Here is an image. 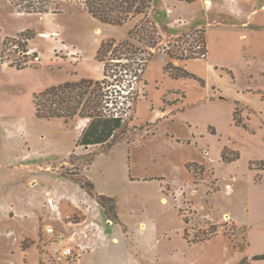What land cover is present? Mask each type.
<instances>
[{"label":"rangeland","instance_id":"1","mask_svg":"<svg viewBox=\"0 0 264 264\" xmlns=\"http://www.w3.org/2000/svg\"><path fill=\"white\" fill-rule=\"evenodd\" d=\"M17 1L0 0V55L6 36L31 30L34 36L28 47L33 59L21 69L5 65L12 60L23 63L24 59L20 47L9 42L3 52L7 60L0 64V264H76L80 257L85 264L221 262L220 238L188 246L184 231L190 238L196 233L203 240L211 233H224L230 241L242 243L244 227L234 225L228 216L243 213L245 187L239 184L240 172L247 164L248 168L256 169L254 162L264 157V101L258 93L259 86L264 87V60L255 58L247 66L237 57L222 56L218 50L219 33L230 32L232 15L216 16L217 11L181 5L173 9V14L164 16L158 8L161 1L153 0L155 11L151 18L160 40L150 45L146 40H137V35L131 39L138 47V56L148 60L141 77L145 83L138 80L133 84V95L138 94V98L127 112L123 137L104 149L101 145L76 146L81 128L76 126L75 118L64 121L37 117L33 94L68 80L94 79L100 74L96 60L100 43L109 38L126 39L137 18L122 25L103 23L83 8L74 7L73 0H60L59 12L28 13L16 6ZM263 2L242 1V8L252 16L251 23L264 18ZM179 17L187 21L186 25L175 24L184 23ZM208 20L215 23L211 28ZM202 27L209 31L210 40V57L205 60L219 64L220 73L232 70L235 79L225 76L222 82L227 90L213 86L212 91L206 90L199 97L190 94L191 88L198 93L199 85L183 79L184 84L178 83L165 92L161 108L166 111L161 121H151L152 115L147 110L151 108V97L154 104L159 102V90L149 94L152 85L156 88L164 85L158 79L162 64L170 61L185 67V60L169 56L166 50L174 53L183 50L188 53L187 48L200 50L201 43L197 42L200 32L178 37L184 30ZM193 61L190 68L199 75L210 64ZM248 71L254 74L247 78ZM205 83L210 82L205 79ZM146 84L152 85L148 89ZM215 96L225 99L224 103L210 105L202 100ZM198 100L202 103L195 102ZM236 108V119L247 128L235 125ZM208 120L218 123L216 127L209 125L211 134L203 140L197 137L193 141L190 136L183 141L192 142V149L196 147L195 155L200 158L190 165L195 171L192 176L185 171L183 184L181 176L175 173L178 153L165 136L166 132L168 137L172 134L166 131L167 126L180 130L195 123L198 132H202ZM151 132L156 133L147 136ZM199 142L201 146L197 145ZM221 150L227 158L240 153V158L228 166L233 167L230 169L233 173L224 174L229 169L220 160ZM77 176L91 181L95 195L113 198L116 218L113 212L106 214L71 179ZM71 197L77 199L72 202ZM81 216H98L88 222H93L91 226L97 224L93 245L74 256L58 254L63 245L71 242L69 238ZM202 216L223 219L213 224L205 222L207 218ZM46 226L54 230L47 236L43 235ZM55 234L63 238L51 243Z\"/></svg>","mask_w":264,"mask_h":264},{"label":"trees","instance_id":"2","mask_svg":"<svg viewBox=\"0 0 264 264\" xmlns=\"http://www.w3.org/2000/svg\"><path fill=\"white\" fill-rule=\"evenodd\" d=\"M15 1V0H12ZM60 0H18L16 6L22 8L21 10L28 13H46L59 12ZM153 0H73L74 7H81L84 11L90 14L93 18L113 25H122L127 20L136 17L137 23L128 32V36L123 40L106 39L100 43L96 53V59L103 62L104 76L101 79H92L82 77L78 80H68L57 85L49 86L37 93L33 94V105L35 115L39 118H63L65 121L74 119L75 117L87 118L88 121L83 127L77 141L76 146H90L101 145L104 149L111 148L116 142L123 137L125 128L127 127L125 112L132 109L134 101L138 98V94L130 91L125 97L129 101V105H121L120 100L117 99L121 94L118 91L115 98H109V86L118 82L121 83L126 79L136 77V82L141 81L142 74L145 70L147 59L138 56V47L131 41L133 36L137 35V40H146L150 45H155L160 36L157 31L156 23L150 17V12L153 10ZM191 2L193 0H186ZM199 34L198 43H201L200 50H191L185 53H174L169 49L166 50L169 56L180 60H188L194 58H206L208 54L207 35L204 27L190 28L184 30L180 37L191 36ZM34 36L31 30H24L18 32L15 36H6L2 40V53L0 55V64L7 59L4 58L3 52L9 42H14L20 47L24 54L23 63L9 61L10 67L21 69L26 67L28 61L33 58L29 56L28 41ZM186 50V51H187ZM36 57V54H33ZM139 57L138 61L136 60ZM122 60V61H120ZM163 70L173 79L190 78L197 80L201 86L205 84V80L197 74L188 70L184 66L166 62L163 65ZM232 75L231 70H227ZM233 78V76H232ZM112 79V80H111ZM144 82V80H142ZM145 83V82H144ZM261 98L264 100V91L258 90ZM132 97V98H131ZM124 102H126L124 100ZM109 103H112L110 106ZM238 109H235L234 119L237 125L247 128L236 119ZM239 154L236 153L231 158L225 157L221 151V159L225 162H231L238 159ZM193 162L185 164L186 168L192 173L195 172L190 166ZM256 169H264V159L254 162ZM195 164V163H193ZM78 183L80 187L84 188L89 196L104 208L105 213H114L115 205L113 198L102 194H94L93 184L85 176H77L71 178ZM109 203V205H106ZM114 218L116 214L114 213ZM187 222V218H185ZM205 232V231H204ZM203 232V233H204ZM211 232V231H210ZM211 233L208 237L203 239L197 238L195 233L193 237H188L187 230L184 231V236L189 242L201 243L212 237ZM256 259L263 256H254ZM237 264H247V260L242 258Z\"/></svg>","mask_w":264,"mask_h":264},{"label":"crops","instance_id":"3","mask_svg":"<svg viewBox=\"0 0 264 264\" xmlns=\"http://www.w3.org/2000/svg\"><path fill=\"white\" fill-rule=\"evenodd\" d=\"M160 1L162 5H159L158 8L161 10L164 16L166 14H170V15L173 14L174 13L173 9L181 5L195 6V7L200 8L201 11H204V10L214 11V12L217 11L216 16L217 15L219 16V13L232 15L233 17L229 16V18H233V22L232 24H230L231 28H229L230 32L224 31V32L219 33L218 50L221 53V55L224 57L225 56L226 57L228 56L237 57L243 62H245L247 66H249L250 62L254 61L255 58H262L264 60V47H262L263 46L262 45L263 35L261 36V33L262 34L264 33V18L261 16V18L257 20L256 23H253V22L251 23L250 21L253 20L252 16L250 15V13L245 12V10L242 8L241 3L243 0H193L191 2H188L186 0H174V1L160 0ZM152 7H153V10L150 12V17L153 16V11H155L153 1H152ZM263 7H264V2H263ZM42 14H48V12L42 13ZM180 18L184 20L183 17H179L178 19ZM185 22L187 23V21L184 20V23L181 24V23H178V21H176L175 24L178 25V27H180V25H186ZM207 24L210 25L208 28H211L215 23H212V21L208 20ZM225 28L228 29V27H225ZM206 34H207L208 53H209V46H210L209 31L206 32ZM28 52L31 53L30 48ZM209 57H210V54L209 55L207 54V58ZM192 61L193 62L202 61L205 63V65H207V62H209L210 64L208 68L206 69V72L201 73L199 75L196 73L197 71L195 69L190 68V64L192 63ZM97 63L99 65L97 67H98V71H100V74L96 76L94 79H101L104 76L103 74L104 65H103V62H100L98 60H97ZM4 64L8 65L7 63H4ZM162 65H164V63ZM217 65L216 63L210 62V59L205 60V58H194V59L185 60V67H188V69H190V71L192 72L196 71L193 73L197 74L199 77H202L204 80L206 79L210 82L209 84L205 83L203 86H201L197 80L190 79V78L173 79L169 77L166 72L162 70L161 76L158 78L159 81H163L164 85L162 87L156 88L152 84H146L148 89L151 85L153 87V89L150 90V94H149L150 96L153 90H159V99H160L159 102L157 104H154L152 97H151V100H150L151 108L147 110L152 115L151 121H154V122L157 121V123L158 121H161L160 118L162 117L163 113H165L166 111L165 109L161 108V106L163 105V96L165 92L168 91V88L177 87L178 83H183L182 81L190 80L194 82L195 84L199 85L200 88L198 89L199 91L198 93L195 92L194 88H191L192 91L190 92V94L192 97H195V96L199 97V95L205 92L206 90L209 91L211 89L212 91L213 86H216V87L222 86V89L225 90L226 88L223 87L224 82H222V78L226 76L227 79L229 78V80L231 79L234 80L235 74H233L232 72V75H231L230 73L227 72V69L224 70L223 73L222 72L220 73V71L222 70ZM262 67H264V65ZM251 74H254V73L251 71H248V73L246 74L247 78L251 77ZM89 75L91 74H88L87 76ZM214 75H216V77ZM262 77H264V74ZM259 87L260 88L258 90L264 91L263 86H259ZM241 90L242 89H240V92ZM202 100H204L203 102L207 101L211 105V104H223L224 101L222 100H225V99H222V98L218 99L215 96V98L204 97V99ZM202 100L200 101L198 100L195 102L200 103ZM175 115L176 114H174V116ZM59 119H63V118H59ZM75 119H76V126H79L82 131L88 119L81 118V117H75ZM144 120L148 121L146 119ZM151 121H148V122H151ZM227 121L228 122L231 121L230 114L227 117ZM172 122H175V119H173ZM209 125H214L216 127L218 126V123L213 120H208L205 125L206 128L202 132H198L197 126H195V123H190L189 127L188 125H186L185 129H180V130H178L172 125L169 127L167 126L166 131L169 130L172 134L169 135L168 137V134L166 132L165 136L167 139H170L171 143L174 144V147L178 153L177 155L178 159H176L177 162L175 163V173L178 176H181V178L183 179V180L181 179V181H183V184L185 183V180H186V177L184 176L185 171H187L186 173H188L189 175L191 176L193 175L192 172L186 168L185 164L189 161L191 162L200 161L199 160L200 158L197 157L194 152V151L197 152L198 150L196 149V147H194V150L192 149V142L187 141L186 143H183V141L186 140L190 136L192 137L193 141H196L197 137H200L201 140H203L204 136L211 134L208 130ZM156 130H157V127L155 131ZM155 133L151 132L147 136L152 137V135H154ZM180 145H182V148L180 147ZM197 145L201 146L202 144H200L199 142ZM221 151H220V160L222 161ZM238 154H239V157H238L239 159L240 153ZM238 159L231 161V162H225V166H227L226 168L229 169L228 173H225L224 171L225 175L234 172L230 170L233 167H228V166H231L229 165L231 163L233 165V163H235V161H237ZM261 159H264V157L259 158L258 160H261ZM249 161L251 162L255 160H249ZM240 173L241 175H239V184L242 187H245V197L242 199L243 213L242 215L230 213L228 217L232 219L233 221L232 223L234 225L244 227L243 232H242L243 241L242 243H239V244L237 242L230 241L227 235H225L224 233H216L215 235H213L212 237H210L209 239L201 243H189L188 241H186L189 244L188 246H190L192 244H207L209 243L211 239H214V238L221 239V242L223 243V249L221 251V258H222L221 262L212 263L209 261H204L199 264H237L242 258H245L247 260V264H264V169L256 170L254 168L253 169L248 168V164H247L246 169ZM181 188L182 186H179V189ZM89 198H91L95 203H97L95 198H92L90 196ZM70 199H72V202H74V200H76L77 198L71 197ZM202 217H204L205 219L207 218L206 220L204 219L205 222L210 221L213 224H216L223 219L217 216H202ZM96 218H98V216H86V217L81 216L80 220L77 221V223H75L77 225L76 228H82L81 226L84 223H86V221H87L86 224H88L90 220L94 221L96 220ZM33 237H35L34 234H33ZM185 256L186 255H184L183 257ZM234 256L236 257L234 260H232ZM254 256H263V257L256 259ZM77 263L85 264V259L82 260V258L80 257L76 261V264ZM188 264H195V263L190 261Z\"/></svg>","mask_w":264,"mask_h":264},{"label":"built area","instance_id":"4","mask_svg":"<svg viewBox=\"0 0 264 264\" xmlns=\"http://www.w3.org/2000/svg\"><path fill=\"white\" fill-rule=\"evenodd\" d=\"M120 61H122V60H120ZM135 82H136V77H133L132 80L126 79L121 83H118V82L112 83L108 87L109 93H110L109 98L110 99L115 98V94H117L118 91H120L121 94L118 95L117 99L120 100L121 105H123V106L125 105V107H127L130 103H129L128 99H126L125 97L133 89V84ZM124 100L126 102H124ZM109 105L111 106L112 103H109ZM124 114L126 115L127 112H125ZM66 217H68V216H66ZM67 219H70V217H68ZM92 223L93 222L88 223L85 227H82V228H76L75 232H73V234L70 237L69 241H71V242L67 243L66 245H63L62 249L58 252V254H61L64 257H69L72 255L74 256L76 253H79L82 250H87V249L91 248V246L93 245L94 237H95L96 232H97V226L96 225L91 226ZM53 231L54 230L50 226H46L45 231H44L45 233H43V235L46 234V236H47L48 234L52 233ZM62 238L63 237H61L60 234H55L53 236V239L50 240V242L52 243V242H55L58 239H62Z\"/></svg>","mask_w":264,"mask_h":264}]
</instances>
